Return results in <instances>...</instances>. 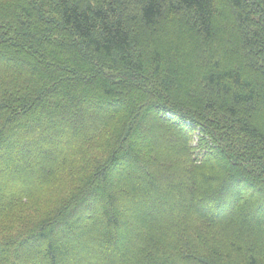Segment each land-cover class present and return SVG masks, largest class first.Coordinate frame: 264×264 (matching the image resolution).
<instances>
[{"label": "trees", "instance_id": "trees-1", "mask_svg": "<svg viewBox=\"0 0 264 264\" xmlns=\"http://www.w3.org/2000/svg\"><path fill=\"white\" fill-rule=\"evenodd\" d=\"M131 5L0 2V215L44 206L0 264H264V196L194 116L264 152V0Z\"/></svg>", "mask_w": 264, "mask_h": 264}, {"label": "rangeland", "instance_id": "rangeland-1", "mask_svg": "<svg viewBox=\"0 0 264 264\" xmlns=\"http://www.w3.org/2000/svg\"><path fill=\"white\" fill-rule=\"evenodd\" d=\"M5 1L6 0H0V2H5ZM125 1L128 2L129 4L130 0H125ZM136 1L138 0H132V5H131L132 8ZM183 15H185V13H183ZM194 116L197 119L199 117L202 120V122L205 124H208L207 120H211V122H213L211 123L213 125V128L212 129L209 128V131L212 132V134L215 136V140L217 139L216 142L218 143V146H220V150H225L228 153V155L232 158V161L239 164L240 168L241 167L244 169L246 168V171L248 174L244 173L242 175H246L249 178V181L255 180V182L257 183L255 184L257 186L254 185L251 189H248L245 191L248 193L253 192L256 195L257 194L261 195V193L264 192V152L259 153L258 156L252 160L250 165L243 163V161L241 160L242 154H244L248 150V141L246 139H243L238 134H235L234 136L232 134L233 132H229L230 131L229 128L225 127L226 125L220 131L219 127L221 126H219V123L215 119L209 118L207 115L199 116L197 114L195 115V112H194ZM214 127L216 128V131ZM193 140H194V144H199L198 138L196 137V135L194 136ZM204 149L201 146L199 150H204ZM213 153L215 154V150ZM222 155L220 153H217L216 155L213 156L215 158V161L217 162V165L219 164L221 166L224 164V162L221 163L222 158H223ZM195 157L199 158L200 160L203 158L199 153H196ZM65 183L66 184L62 186V189H63L62 193L64 195H66L70 191V187H71L70 185L71 183H68V182H65ZM55 185H57V182ZM180 190L182 191L183 189H180ZM183 196L187 197L188 193H186L185 191H182L180 197H183ZM41 201L42 200H36L34 198L27 199L25 202L23 201L22 203H19L17 205H12V207L5 209V211H3L0 215V240L5 239L7 235H10V233L12 234L17 233L19 231H23V228L25 227L29 228L31 227V225L33 226L35 224V221L37 220V218L35 217L36 216L35 212L37 210L42 211L44 209V206H41L42 205ZM185 204L186 203L184 202L183 205ZM196 207L199 209V206L196 205ZM179 212H181V210L178 209V212L176 214L177 220L173 221L174 223H177V224L178 222H180ZM202 222H203L202 220L201 221L196 220L195 226H198V227L200 225L202 226L203 225ZM215 232L217 234L224 235V233L220 232V230H217ZM230 234L228 233L227 235H230ZM222 235H219V236H222ZM219 236H217V238H220Z\"/></svg>", "mask_w": 264, "mask_h": 264}, {"label": "snow or ice", "instance_id": "snow-or-ice-1", "mask_svg": "<svg viewBox=\"0 0 264 264\" xmlns=\"http://www.w3.org/2000/svg\"><path fill=\"white\" fill-rule=\"evenodd\" d=\"M0 64H3V60L0 59ZM142 100V98H141ZM139 103L140 101H136ZM127 107V105H125ZM172 122L173 117L166 112H160L159 115H155L151 112H146L143 117V124L146 128L147 132L157 133L158 131L164 130V122ZM250 195H254V193H250ZM261 196H264V192L261 193ZM241 198H243L241 196ZM239 203V201H237Z\"/></svg>", "mask_w": 264, "mask_h": 264}, {"label": "bare ground", "instance_id": "bare-ground-1", "mask_svg": "<svg viewBox=\"0 0 264 264\" xmlns=\"http://www.w3.org/2000/svg\"><path fill=\"white\" fill-rule=\"evenodd\" d=\"M155 175V174H154ZM162 179V178H161ZM163 180V179H162ZM165 184V183H164ZM181 186V185H180ZM178 190V189H177ZM174 192H175V190H174ZM117 197H118V195H117ZM177 197H178V195H177ZM119 198V197H118ZM124 198V197H123ZM121 202V201H120ZM140 206V205H139ZM152 209V208H151ZM155 209V208H154ZM154 209H153V211H154ZM156 210V209H155ZM150 211V210H149ZM158 211V210H157ZM95 237V236H94ZM96 240V239H95ZM90 243H92V242H90ZM93 244V243H92ZM130 248H131V246H130ZM98 249V248H97ZM133 249V248H132ZM92 253V252H91ZM100 256V255H99Z\"/></svg>", "mask_w": 264, "mask_h": 264}]
</instances>
